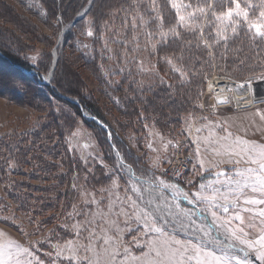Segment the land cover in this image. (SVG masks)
I'll return each mask as SVG.
<instances>
[{
	"label": "rangeland",
	"instance_id": "1",
	"mask_svg": "<svg viewBox=\"0 0 264 264\" xmlns=\"http://www.w3.org/2000/svg\"><path fill=\"white\" fill-rule=\"evenodd\" d=\"M94 1L0 0V233H3L0 241L14 240L30 246L34 264L37 261L68 264L69 253L65 250L57 258L58 247L64 248L69 241L87 243L89 232L84 231L87 222L92 221L93 226L100 223L97 213L103 210L107 214L110 206L113 213H121L111 219L121 229L119 242L129 248L131 255L140 254L146 239L156 238L154 234L146 237L143 223H135L134 216L123 215V211H131L127 198L135 200L138 195L130 190L128 166L137 176L154 173L178 184L191 198L200 190L201 183L227 190L226 178L221 175L217 180L216 174L227 171L232 177L234 170L249 166L244 162H228L234 161L235 156L215 154L213 148L223 151L225 143H232V138L226 142L221 139L219 144L207 142L223 138L222 129L234 137L264 144V120L258 114V110L264 113V93L256 97L254 108L240 111L231 107L212 109L208 93V82L215 76L250 85L264 84L259 72L247 71L248 67L264 65V55H249L242 50L246 44L237 41L230 45L236 53L234 60L227 63L217 59L213 50L206 49L211 53L210 67L202 85L196 87L192 105L186 109L188 113L159 118L154 107L146 105L147 97L157 87L176 88L181 83L178 73H173L165 63V57L171 56L157 43L159 33L154 32L151 41L145 36L160 22L151 8H146L151 0ZM221 2L227 7V0ZM120 4L129 5L130 9L121 5L123 9L117 12ZM99 5L115 13L101 16L97 12V18H93L88 11ZM156 8L165 31L176 25L175 12L167 0H156ZM153 20L157 22L151 23ZM89 30L93 32L91 37L87 35ZM152 44L157 45L155 52ZM7 54L19 57L26 65H11ZM54 55L58 57L55 67ZM194 70L187 71L183 84L190 81V76H196ZM23 74L32 76L37 84L26 81L28 77ZM45 77L50 79L47 81L50 85L44 84ZM72 83L79 95L67 94L66 89ZM68 98L79 104L85 101L88 106L81 107L78 115L62 101H69ZM127 101H133L134 115L127 114ZM83 113L99 119L111 136L101 132L103 128L86 119ZM197 129L201 131L198 133ZM178 151L190 155L192 161L185 174L172 180L168 168ZM156 195L171 205L176 203L170 191ZM117 197L124 202L123 210L116 202ZM260 198L261 193L246 189L236 207H230L227 214L217 209V215L221 220H229L231 227H242L256 235L263 227L259 212L264 205H245L243 200ZM228 200L235 203L237 197L228 194ZM181 209L195 212L196 227L213 229L209 218L212 221L214 218L206 205L195 202L189 205L181 199L180 209L173 210ZM201 209L203 216L198 211ZM237 214L243 223L233 219ZM218 225L215 224L217 232L213 229V237L239 245L231 240L225 227ZM168 231L173 234L170 238L185 243L189 240L197 243L203 236L202 232L173 229L170 225ZM100 234L98 231L97 235ZM204 244L207 250L217 253L225 249L224 244H211L208 238H204ZM93 248H97L95 241ZM238 252L249 264L256 261L254 253ZM88 255L92 264H96L93 253ZM80 256L83 258L84 253ZM105 260L101 254V264Z\"/></svg>",
	"mask_w": 264,
	"mask_h": 264
},
{
	"label": "snow or ice",
	"instance_id": "2",
	"mask_svg": "<svg viewBox=\"0 0 264 264\" xmlns=\"http://www.w3.org/2000/svg\"><path fill=\"white\" fill-rule=\"evenodd\" d=\"M167 2L175 12L176 25L165 31L162 17L156 8V0H151L150 5H147L146 8L150 7L160 22L152 32H146L145 36L151 41L153 33L158 32L157 43L165 52L175 46L171 58L165 57V63L171 67L173 73H178L177 78L181 85L186 82L188 71L184 66V52L190 51L192 48L203 46L204 49L216 50L222 47L227 52L230 45L237 41H242L248 46L255 45L258 50L264 48V0H258L257 3H254L253 0H227V7L221 0H167ZM257 11L258 15H255ZM156 22V20L151 21V23ZM135 27L134 23L133 29ZM87 35L91 37L93 32L89 30ZM156 47V44H152L153 52ZM177 52L180 54L177 55ZM209 54L211 53L209 52ZM241 63H245V61H241ZM247 71L253 74L259 72L260 77L264 79V65L248 67ZM49 75L52 74L49 73ZM220 102L226 103L227 101ZM258 114L261 120H264V113H259L258 110ZM196 131L199 133L201 129ZM222 131L225 132L223 138H217L215 142L209 139L207 142L219 144L221 139L226 142L232 138V143H225L223 151L213 148L215 154L235 156L234 161L229 159L228 162L236 164L244 162L249 165L244 169L234 170L232 177L228 176L227 171L216 174L217 180L221 175L226 178L227 190L209 188L201 183L200 190L193 193L190 198L178 184L170 183L162 177H157L154 173L137 176L131 166H128L129 181H131L130 190L138 195L135 200H132L131 197L127 198L131 204V211H123V215L134 216L135 223H143L145 236L154 234L156 238L146 239L140 254L131 255L129 248L119 242L118 233L121 229L116 221L111 219V216L118 217L121 213H113L110 206L107 214L103 210L97 213L100 216V223L93 226L92 221L87 222L84 228V231L89 232V236L86 238L87 243L77 244L69 241L64 248L58 247L57 258L61 257L66 250L69 253L68 264H73L74 261L75 264H92V258L88 255L90 252L97 258L96 264H101V254L106 257L104 264H193V261L195 264H249L246 258L242 259L239 256L226 254L228 250L235 248V243H227L220 241L218 237H213V229L196 227L195 212L182 209L174 211V208L180 209L182 199L189 205L194 202L206 205L214 220L219 221L218 226L225 227L231 240L254 251L259 264H264V227L258 234L252 235L245 232L242 227H231L229 220H221L217 215V209H222L223 213L227 214L230 207H236L240 203L239 197L243 196L246 189H250L253 193H261L262 198L245 199L243 200L245 205H264V144H258L238 136L234 137L233 133L227 129H222ZM200 163L203 167V160ZM165 191L171 192V199L176 202L174 205L163 200L160 195H156V193L162 194ZM228 194L237 197L235 203L229 202ZM116 202L121 205V210H123L124 202L120 201L118 197ZM203 212L204 209H201L200 214L203 215ZM259 217L261 224L264 225V209L259 212ZM233 219L243 223V218L238 214ZM169 225L173 229L179 227L185 231L202 232L203 236L197 243L191 240L185 243L182 240L170 238L173 234L168 231ZM98 231L101 233L100 235H97ZM110 232L112 234H109ZM79 235L78 232L77 236L79 237ZM0 236H3V233H0ZM204 238H208L209 243L224 244L225 249L222 254L216 255L214 251L207 250ZM94 241L97 245L96 249L93 248ZM81 252L84 253L83 258L80 256ZM0 264H34L31 247H25L14 240L0 241ZM36 264L39 262L37 261Z\"/></svg>",
	"mask_w": 264,
	"mask_h": 264
},
{
	"label": "trees",
	"instance_id": "3",
	"mask_svg": "<svg viewBox=\"0 0 264 264\" xmlns=\"http://www.w3.org/2000/svg\"><path fill=\"white\" fill-rule=\"evenodd\" d=\"M96 1L97 0H95L94 2H96ZM130 3H132V0L130 1ZM121 5L123 7V4L118 5L117 6L118 8L115 5L114 6L112 5V6L117 8V12H118V10L123 9V8L125 10L130 9L129 5H126L123 8L120 7ZM112 10H109L107 8L104 9L102 5H99L96 10L91 8L88 11V13H91L93 18H95V17L97 18V12L99 15L102 14L101 16H103V15H108L109 13H111V14L115 13V12H112ZM114 11H116V10H114ZM69 35L70 34H68V36H66L68 39H69ZM65 40H67V39H65ZM75 47L72 46L71 48H75ZM174 47L175 46H173V48ZM173 48H169L168 52H165V53H167V55H169V56H172ZM242 50L246 51L251 56L252 55L253 56L254 55H257V56L264 55V48H261L258 50L255 45H252V46L246 45L244 48H242ZM72 53H73V51H72ZM234 53L235 52H234V49L232 47H229V50L227 52H225V49L222 47H219L218 49L213 50V55L216 56L217 59L221 58V60L223 62H227V63H230L231 61L234 60L232 58V57H234V55H236V53L235 54ZM176 54L179 55L180 53L177 52ZM208 56H209L208 51L206 49H204L203 47L198 48V50H196V48H192L190 51L184 52V60H185L184 66L188 67V70L195 68L194 72L196 73V76H194V78H192L190 76L189 77L190 81L187 84L178 85L176 88H174V86H171V87L166 86L165 89L157 87L153 91V93L147 97L146 105L147 106H153L155 109L154 111H155V113L158 114L159 118L160 117L165 118L166 117L165 115H167V118H170L172 116L173 117L178 116L180 113L182 115L185 113H188V111L186 112V109H189L190 106L192 105L191 103H192L193 98H195L196 87L198 89V86L202 85L203 80H204V75L207 73L206 71L210 67V62H209L210 59L208 58ZM7 57L12 61L11 65H13V66L16 63H18L22 66L26 65L25 61L21 60L19 57L15 56V55H8L7 54ZM61 57L58 61V64H60V62H61ZM68 58H69V56H68ZM70 58H74V60L80 61L75 56H71ZM83 65H85L84 62H83ZM22 76L28 77V79L26 81H29V82L31 81V82H34L37 84L36 79H34L32 76H28V75H24V74ZM75 76L78 78V75L76 74V72H75ZM172 81H173V78H172ZM58 87L61 88L60 86H58ZM45 88L48 89L47 87H45ZM60 90H65V89H60ZM66 91H67V94H72V95L77 94V88L75 86H73V83H72V85H70L66 89ZM48 92L51 93L49 90H48ZM77 95H79V94H77ZM62 101L64 103H66L67 105H69L72 109H74L78 115L81 114V107L86 108L88 106L87 105L88 103L85 101H84V103L83 102L80 103L81 107H79L76 104L71 103L65 99L64 100L62 99ZM133 105H134L133 101L132 102L127 101L125 103V108L127 109V114L130 113L131 115H134V111H133L134 106ZM176 105H178V107H175ZM158 106H160V107H158ZM50 122H51V124L54 125L56 123V120H55V122L54 121H50ZM101 132L105 133L104 130H101ZM66 159H67L66 160L67 162H70L68 157ZM39 161L42 162V160H39ZM68 168H69V166H68Z\"/></svg>",
	"mask_w": 264,
	"mask_h": 264
},
{
	"label": "built area",
	"instance_id": "4",
	"mask_svg": "<svg viewBox=\"0 0 264 264\" xmlns=\"http://www.w3.org/2000/svg\"><path fill=\"white\" fill-rule=\"evenodd\" d=\"M217 78L213 77L208 83V93L210 95V100L212 102V109H222L226 107H231L234 110H244L245 108H251L248 106V102L244 100L237 101V96H235V89H238L243 83L233 82L225 77H220V80L225 81L223 83H217L215 81ZM217 84V85H216ZM236 85V86H235ZM247 86L250 84H246ZM244 96V95H242ZM220 101H227L226 103H221ZM192 158L190 155H186L181 151L177 152L173 158L172 163L168 168V176L173 180L179 178L189 170Z\"/></svg>",
	"mask_w": 264,
	"mask_h": 264
},
{
	"label": "bare ground",
	"instance_id": "5",
	"mask_svg": "<svg viewBox=\"0 0 264 264\" xmlns=\"http://www.w3.org/2000/svg\"><path fill=\"white\" fill-rule=\"evenodd\" d=\"M55 58H56V55H54V59ZM220 77L221 76H215V78H217L215 81H217L218 84L225 82L223 80L221 81ZM46 78H47V81H50L48 77H46ZM235 90H236L235 96H237V99H236L237 101H239L240 99L244 100V102L249 103L248 106H250L251 108H254L256 106V103H255L256 97L261 95L259 93H264V84L261 82L260 83L258 82L257 84H254V85L252 84V85L247 86L245 83H243L240 87H238V89H235ZM256 92H257V94H256ZM242 95H244V96H242ZM251 108H249V109H251ZM245 109H248V108H245ZM122 162H124L123 159H122ZM124 166H126L125 163H124ZM128 172H129V170H128ZM167 192H169V191H167ZM198 211H200V210H198ZM217 235L219 236V233H217ZM224 248H225V246H224ZM236 248L238 249V247H236V245H235V248L232 249L231 251L232 252H238V250L240 251V248L238 250ZM240 252H244V250L240 251Z\"/></svg>",
	"mask_w": 264,
	"mask_h": 264
},
{
	"label": "water",
	"instance_id": "6",
	"mask_svg": "<svg viewBox=\"0 0 264 264\" xmlns=\"http://www.w3.org/2000/svg\"><path fill=\"white\" fill-rule=\"evenodd\" d=\"M57 56V55H56ZM57 59H58V57L57 58H55V60H54V67L56 66V63H57ZM50 76V78H51V75H49ZM50 80V79H49ZM45 82L46 83H44V84H46V85H50L48 82H47V78L45 77ZM68 100L71 102V103H74V104H76V105H78L79 107H81V105L79 104V103H77L76 101H73L72 99H69L68 98ZM84 114V117L86 118V119H89V120H91V121H95V123L97 124V125H99L100 127H102L103 128V130L104 131H106L107 133H108V136L110 137L111 135H110V132L108 131V128L99 120V119H97V118H95V117H90V116H87L85 113H83ZM110 143H112L111 142V139H110ZM240 251H242V250H240Z\"/></svg>",
	"mask_w": 264,
	"mask_h": 264
},
{
	"label": "crops",
	"instance_id": "7",
	"mask_svg": "<svg viewBox=\"0 0 264 264\" xmlns=\"http://www.w3.org/2000/svg\"><path fill=\"white\" fill-rule=\"evenodd\" d=\"M202 216H203V215H202ZM207 217H208V216H207ZM209 219L211 220V223H212V224H210V226L213 227L214 231L217 232V229H216L215 224H216V225L219 224V221H218V220H213V221H214V223H213L212 219H211V218H209ZM263 227H264V225H263ZM218 231L220 232V229H218ZM220 233H221V232H220ZM221 234H222V233H221ZM235 245H236V247L239 246L238 248H241V247H242L243 250L248 251V252H247L248 254H249V252H250L251 254L254 253V257H256L255 252H252V250L246 249L244 246H241V247H240V245H237V244H235ZM215 254H216V255H221L222 253H217V252H215ZM226 254L229 255V256H239L240 258H242L239 252H227ZM242 259H243V258H242ZM254 264H259V261L256 260V261L254 262Z\"/></svg>",
	"mask_w": 264,
	"mask_h": 264
}]
</instances>
